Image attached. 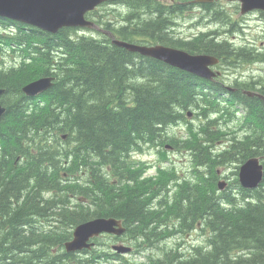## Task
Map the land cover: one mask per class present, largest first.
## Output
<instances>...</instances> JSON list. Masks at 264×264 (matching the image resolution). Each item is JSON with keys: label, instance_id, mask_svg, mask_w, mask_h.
I'll return each instance as SVG.
<instances>
[{"label": "trees", "instance_id": "16d2710c", "mask_svg": "<svg viewBox=\"0 0 264 264\" xmlns=\"http://www.w3.org/2000/svg\"><path fill=\"white\" fill-rule=\"evenodd\" d=\"M112 2L128 6L132 16L137 18L136 32L129 28H115L110 21L102 22L108 30L116 33V37L129 41H140L139 37L151 32V28L156 29L159 22L165 20L166 10L171 13L179 11L177 4L167 7L159 0ZM131 3L137 7L130 8ZM211 5L202 4L208 12H215L216 17L222 15ZM74 31V28H61L56 33H48L22 21L0 18V87L5 88L0 102L7 110L0 120V264H95L99 262L101 250L81 258L64 252L62 246L70 238L73 226L97 216L123 217L130 223L128 231L136 240L143 237L154 242L161 234L158 222L151 225L160 216L155 214L148 220L146 208L140 201L130 205L118 199L112 190L95 192L91 186H84V180L70 176V169L90 165L96 170L104 163L118 165L121 156L128 151L142 150L140 140L153 142L161 137L163 129L182 120L185 122L181 110L195 106L200 99H195L192 92L190 95L177 94L172 83L195 91L196 79L183 71L168 69L173 67L165 69L155 62L150 63L148 57L125 48L108 47L109 38L94 39L77 35ZM186 47L190 50L196 48L190 43ZM62 48L64 52L61 55L59 50ZM132 54H136V60L145 57L146 61L127 65ZM5 56L14 63L4 67ZM87 61L89 67L85 66ZM147 72L162 74L166 78L154 82L142 80L143 76H148ZM121 74L126 78L132 76L134 80L121 76V83L114 81L111 95L100 98L102 104L92 105L96 101H93L91 93H84V87H94L91 85L94 82L97 86L94 88H99L105 75L117 79ZM46 75H54L56 81L42 93V105L25 100L22 86ZM127 81L130 84H126ZM74 89L78 96L72 92ZM120 91L122 93L116 97ZM10 92L14 96H10ZM83 94L86 101H83ZM115 100L123 104L120 114L108 109ZM204 101L210 105V110L213 109L212 100ZM246 101L253 114L264 123V105L260 107L256 102ZM77 106H81V110L86 107V113H80ZM118 117H121V123L116 120ZM116 122L118 126L114 125ZM210 123L212 121L208 120L207 125ZM137 128L142 129L134 133ZM114 131L118 134L112 133ZM62 134L67 136L63 138ZM108 134L112 138H104ZM208 138L212 139V136ZM255 146L241 142L228 145L221 154L203 153L199 162L205 172L195 181L180 186V194L187 207L180 205L182 197L178 196L169 214L177 217L185 230H190L195 221L202 219L204 224L200 229L201 232L208 231V238L203 244L192 246L186 256L170 250L157 259L147 257L139 264H264V188H261L264 180L258 188L243 189L239 188L235 178L234 188L241 190L238 203L230 188L221 193L216 186L217 166L264 155V143ZM203 149L206 150L205 143ZM160 174H164L166 179L169 176L166 171H160ZM22 189L25 191L21 192ZM87 192L94 193L93 207L72 198L85 196ZM122 212L126 214L120 215ZM136 221L139 224L135 225ZM103 257L107 261L116 258ZM171 260L175 262L171 263ZM125 261L124 264H133Z\"/></svg>", "mask_w": 264, "mask_h": 264}, {"label": "flooded vegetation", "instance_id": "af4514ba", "mask_svg": "<svg viewBox=\"0 0 264 264\" xmlns=\"http://www.w3.org/2000/svg\"><path fill=\"white\" fill-rule=\"evenodd\" d=\"M184 3V4H182ZM178 2V4H180L181 6H183V9L186 11H182L177 15V14H170L169 12H167V14H165V20H161L159 22L158 26H162L164 25V29L162 30L163 36H160L156 33L157 30L154 28H151V32H148L147 34H145L142 37V40H146L148 43V45H166L167 47H172V48H176V49H181V50H190L189 48L186 47V44L190 43L193 46H195V49H192L191 51H199V52H195V53H199V54H210V55H217L216 57L219 58L218 62H216L214 65H212V70L213 72L216 74V76L214 78H216L215 80L211 82H208V84L210 85H218L219 88L221 89L220 94H227L229 99H233L234 96L238 95L236 93L239 94H248V92H252V93H256L259 95V97H257L256 95L254 97V100H262L260 97L264 96V59H262V57H259L260 55H258L259 58H257V51L261 50V48H264V45L262 43L260 44H256V40L253 37V35L250 33L251 30H255L254 28H252L250 26V20H249V15L244 16V17H240L239 20H235L233 23H230L228 21V19L223 16L221 17H214V18H209L210 17V13L207 11V8L205 9L204 6H198V7H189L190 5L185 3V2ZM187 4V5H186ZM109 6H112L111 4H108ZM214 5V6H213ZM212 7H215L217 5L212 4ZM189 7V9H187ZM228 6H226L224 8V4L223 6H221V8H223V10L225 12H227L228 14L231 15L232 18H234L233 14L230 13V11L227 9ZM117 10H119V12H123V10H125V8L122 5H117L116 6ZM123 8V9H122ZM203 8V9H202ZM201 9V10H200ZM191 10V11H190ZM100 11H105V5H101L98 6L96 11H93L92 13H94V15H97L98 12ZM206 11V12H205ZM106 12V11H105ZM184 13V14H183ZM204 13V14H203ZM258 12L253 13L256 14ZM195 14V15H194ZM203 14V15H202ZM206 14V15H205ZM177 15V16H176ZM207 17H205V16ZM191 18H190V17ZM198 16V17H197ZM167 17V18H166ZM179 17V18H178ZM185 17V18H183ZM196 17V18H195ZM205 18V19H204ZM208 18V19H207ZM223 18H225L224 20H222ZM120 19V20H119ZM118 20H116L117 25L120 28H129L131 30H135L136 28V20H131V22L126 21L124 18H119ZM122 19V20H121ZM175 19V20H174ZM186 19V20H184ZM212 19H221L220 21L222 22V24L220 22L217 21H212ZM227 19V20H226ZM178 22H175L177 21ZM121 21V22H120ZM125 23H124V22ZM134 21V22H133ZM166 21V22H165ZM169 23V29L166 28L167 24ZM175 24H174V23ZM213 22V23H212ZM217 22V23H216ZM225 22V23H223ZM178 23V24H177ZM215 23V24H214ZM131 24V25H130ZM219 24V25H217ZM227 24V25H226ZM229 24V25H228ZM133 25V26H132ZM261 23H258V25L255 27L257 28V30L260 28ZM221 26V27H220ZM236 26H239V31L237 35H234V39H231L230 36L232 34H228L232 29H234ZM210 27V28H209ZM224 27V28H223ZM209 28V29H208ZM217 28V30L215 29ZM220 28V29H219ZM174 29V30H173ZM203 29V30H202ZM223 29V30H222ZM101 30L103 31H107L105 30L103 27L101 28ZM208 30V31H207ZM216 30V31H215ZM228 30V31H227ZM136 31V30H135ZM220 31V32H219ZM224 31V32H223ZM156 32V33H155ZM205 32V33H204ZM214 34H213V33ZM132 33V32H131ZM210 35H209V34ZM225 33V34H224ZM155 34V35H154ZM216 34H218L219 36H217ZM227 34V35H226ZM205 35V36H204ZM209 35V36H208ZM215 36V37H214ZM156 37V38H154ZM212 39H211V38ZM227 40V42H225V39ZM228 38V39H227ZM139 39L141 40V38L139 37ZM153 39V40H152ZM165 39V40H164ZM216 39V40H215ZM223 39V40H222ZM168 40V41H167ZM209 40V41H208ZM220 40V41H219ZM222 40V41H221ZM152 41V42H151ZM154 41H156L154 43ZM160 41V44H159ZM205 41V42H204ZM235 41V43H234ZM167 42V44H165ZM177 44H176V43ZM184 42V43H183ZM205 44H203V43ZM208 44H207V43ZM224 42V43H223ZM247 42H249L247 44ZM164 43V44H163ZM169 43V44H168ZM210 43V44H209ZM226 43V44H225ZM202 45V46H201ZM204 45V46H203ZM224 45V46H223ZM238 45V46H237ZM182 46V47H181ZM206 46V47H205ZM209 46V47H208ZM238 48H237V47ZM204 47V49H203ZM216 47V48H215ZM218 47V48H217ZM203 49V50H202ZM211 51H210V50ZM213 49V50H212ZM224 51H223V50ZM246 49V50H245ZM220 50V51H219ZM248 50V51H247ZM204 51V52H203ZM207 51V52H206ZM218 51V52H217ZM229 51V52H228ZM245 51V52H244ZM250 54H249V53ZM244 53V54H243ZM221 54H224L221 55ZM232 54V55H231ZM238 54V55H237ZM213 55V56H215ZM241 55H245L244 57L247 56L246 60H241L240 62V58ZM223 56V57H222ZM230 56V57H229ZM249 56V57H248ZM256 56V57H255ZM227 57V58H226ZM229 57V58H228ZM233 57V58H231ZM150 60V63L155 62L157 65H161L163 68L167 69L168 67H173L170 66L169 64L158 60L156 58H150L148 57ZM235 58V59H234ZM237 58V59H236ZM255 58V59H254ZM253 59V60H252ZM223 60V61H222ZM235 60V61H234ZM142 61H146L145 57L142 58ZM253 61V62H252ZM139 61L136 60V54H134L131 57V64H135L138 63ZM226 62V63H225ZM228 62V63H227ZM260 62V63H259ZM165 63V64H164ZM220 63V64H219ZM225 64V65H224ZM214 68V69H213ZM168 69H173L175 71H181L178 68H168ZM223 71V72H222ZM160 71H152V73H157ZM184 72V71H183ZM186 72V71H185ZM220 72V73H219ZM228 72V73H227ZM189 73V72H186ZM219 75H218V74ZM220 74H223L220 76ZM227 75V76H226ZM219 77V78H218ZM229 77V79L227 80V78ZM260 77V78H259ZM222 78V79H221ZM121 76L118 77L116 80L117 82L121 83ZM142 80H147V81H161L163 80L162 77L160 76H156V75H150V76H143L141 78ZM224 79V80H223ZM254 79V80H252ZM229 81V82H228ZM218 82V83H217ZM226 84H225V83ZM217 83V84H216ZM229 84V85H228ZM248 84V85H247ZM258 84V85H256ZM225 85V86H224ZM239 85V86H238ZM261 85V86H260ZM233 86V87H232ZM238 86V87H237ZM241 86V87H240ZM243 86V87H242ZM247 88H246V87ZM253 88H251V87ZM222 87V88H221ZM224 87H225V91H224ZM235 87V88H234ZM217 88V87H216ZM260 88L262 89V91L260 90ZM218 89V88H217ZM231 93H229V92ZM234 91V92H233ZM122 92H119L117 95H115L116 97L119 96ZM204 94V92H199L200 98H202V95ZM235 94V95H234ZM111 95V94H110ZM233 96V97H232ZM130 100L131 102H133V96H130ZM127 101V100H126ZM228 103L227 105H231L232 108L234 109V107L236 108V106L226 100ZM264 101V99L262 100ZM262 102L260 101V107H262ZM110 109L114 110L115 113L120 114L121 113V109H122V104L121 102H116V106L115 107H109ZM244 109L249 113L250 115V129L253 130H257L260 131L262 134L264 133V126L262 125V123L260 121H256V119H252L251 118V113L249 110V107H247L246 105H244ZM241 111V110H240ZM194 116V115H193ZM255 117V116H254ZM218 125V124H217ZM262 125V126H261ZM253 127V128H252ZM263 127V128H262ZM255 128V129H254ZM201 130V128H199ZM198 129V130H199ZM215 131H218L219 128L218 127H214ZM263 129V130H262ZM199 130V137H201V131ZM220 131V130H219ZM231 129H228L226 132H223L221 135L223 138L220 140H217V146H220L222 143L224 144L225 142H227L230 138H227L228 136L232 135L233 132L231 133ZM229 132V133H228ZM226 137V138H225ZM165 149H167V153L168 155L172 152V156L174 158L177 157L176 152L178 151V145L176 142H168L165 146ZM195 149V150H194ZM202 139L199 138L197 140L194 141V143H191V149H186L184 153H186V166L191 162V161H195L196 158L202 157ZM196 165L201 164L200 162H195ZM126 170V171H125ZM218 173H220V170L218 171ZM119 175L121 180L123 178H128L129 177V171H128V164L123 162L120 165L119 168ZM120 180V181H121ZM128 186V181L125 182H120L118 184V193L117 196H119L121 194V189L122 188H126ZM139 196H144V194L142 193H134V194H130L128 192H124L121 195L122 200H124L125 202H128L130 205L136 203L137 201H140ZM129 205V206H130Z\"/></svg>", "mask_w": 264, "mask_h": 264}, {"label": "water", "instance_id": "95a60500", "mask_svg": "<svg viewBox=\"0 0 264 264\" xmlns=\"http://www.w3.org/2000/svg\"><path fill=\"white\" fill-rule=\"evenodd\" d=\"M106 0H0V15L11 17L15 20L27 22L45 31L56 32L61 27H91L93 21L86 17V13ZM212 1V0H197ZM234 1V0H229ZM241 3V13L263 9L264 0H236ZM113 42L122 46L129 52H138L142 55L154 57L170 63L182 70L198 74V65L208 63L209 57L191 56L184 52L175 51L164 46H146L127 43L119 40ZM52 77H42L23 87L28 95H35L50 85ZM4 92L0 89V95ZM5 108L0 105V117ZM257 157L248 158L239 169V181L243 186L254 187L262 179V165L258 164ZM116 220L113 218H97L76 226L74 238L66 243V249L73 251L82 247H89L87 239L101 231H111Z\"/></svg>", "mask_w": 264, "mask_h": 264}, {"label": "rangeland", "instance_id": "374dc122", "mask_svg": "<svg viewBox=\"0 0 264 264\" xmlns=\"http://www.w3.org/2000/svg\"><path fill=\"white\" fill-rule=\"evenodd\" d=\"M226 3V2H225ZM227 4V3H226ZM141 5V4H140ZM140 5H138V6H140ZM227 6V5H226ZM129 7L130 8H133V7H137L135 4H133V3H131V4H129ZM231 8H233L231 5H228V7H227V9L228 10H231ZM133 19L134 20H137V18L136 17H133ZM228 19V21L230 22V23H233L234 22V18H232V17H229V18H227ZM252 24V23H251ZM253 24L255 25V27H256V25H258L256 22H253ZM168 26V25H167ZM161 27V28H160ZM165 27L162 25V26H158L157 28H156V30H157V34L158 35H160V36H163V33H162V30L164 29ZM238 31H239V26H236L235 28H234V30H233V33H232V35L230 36V38L231 39H234V35H237L238 34ZM48 33H56V32H49V31H47ZM156 33V32H155ZM95 56V55H94ZM94 60H96V59H94ZM103 61H105V59H103ZM88 62V63H87ZM86 63H85V66H87V67H89L90 66V64H89V61H87ZM99 62V61H98ZM101 63V62H100ZM98 64V63H97ZM112 65H108V67H111ZM148 73V72H147ZM149 75H156V76H160V77H165L166 78V76L165 75H162V74H149L148 73V76ZM120 76H123L125 79H131L132 81L134 80L133 79V77L131 76L130 78H126V75H118V77H120ZM117 77V78H118ZM101 79V78H100ZM103 82L101 83V81H100V86H99V88H94V87H97L96 86V84L93 82L91 85H94V87H90V88H87V87H84V89H85V92L84 93H87V92H89V93H91V95L93 96V101H94V99H95V103H93L92 105H94V104H97L98 103V105L99 104H102V102L101 101H99L100 100V98H102V97H104V98H107V97H109L110 96V93H111V91H113V89H114V81L116 80L113 76H109V75H105L104 77H103ZM105 81V82H104ZM126 84H130L129 83V81H127L126 82ZM117 89H118V87L117 86H115ZM186 87V86H185ZM182 88L181 87V85L180 84H175L174 82L172 83V88L174 89V91H176V93L178 94H187V95H190L191 94V92H192V90H190V89H186V88ZM202 87L203 86H197V90H200V91H202V90H204V89H202ZM87 89H88V91H87ZM96 89H98V90H96ZM158 91V90H157ZM72 92L76 95V96H78L79 94H78V91L77 90H72ZM120 92H122V91H120ZM161 92V91H160ZM10 94V96H14V93L13 92H10L9 93ZM100 95H103V96H100ZM83 101H86L87 99V97L83 94ZM70 101V100H69ZM71 103H72V98H71ZM89 104V102L87 103V105ZM86 104H85V106H87ZM71 107H72V105H71ZM88 107V106H87ZM76 109H74V111H75ZM77 110H81V106H77ZM80 113L82 112V113H86V107L85 108H83L81 111H79ZM156 115V114H155ZM13 120H16V118H14ZM118 122H120L121 123V117H118L117 119H116ZM15 122V121H14ZM262 124H263V122H262ZM115 126H118V123L116 122L115 124H114ZM123 126V125H122ZM144 126V125H143ZM140 129H142V128H137L136 130H135V132L134 133H136L137 131H140ZM130 131V129L128 130V132ZM111 133V132H110ZM112 133H114L115 135H117L118 134V131H114V132H112ZM112 138V136H110V134H108V136L107 135H105L104 136V138ZM156 157H157V154H155V153H153V152H151L150 150H146V152L142 155V158L144 159V160H146V161H154L155 159H156ZM161 164H164V165H169L170 163H168V162H161ZM149 172H152V173H154V172H156V169L155 168H152ZM146 184H149V182L148 181H144ZM153 185V184H152ZM25 191V189H22L21 190V192H24ZM180 203V205L182 206V207H187V203H186V200H183V201H180L179 202ZM189 238V241H188V244L189 243H192V242H194V240L197 238L196 237V235H194V236H192V237H188ZM175 262V260H171V263H174ZM99 264H108V263H106V262H103V263H99Z\"/></svg>", "mask_w": 264, "mask_h": 264}, {"label": "bare ground", "instance_id": "6f19581e", "mask_svg": "<svg viewBox=\"0 0 264 264\" xmlns=\"http://www.w3.org/2000/svg\"><path fill=\"white\" fill-rule=\"evenodd\" d=\"M182 3V2H181ZM182 4H184V3H182ZM214 4V3H213ZM187 5V4H186ZM173 6V5H172ZM178 6V5H177ZM214 6V5H213ZM212 8V7H211ZM216 8V7H215ZM225 8V7H224ZM123 9V8H122ZM164 9V8H163ZM189 9V8H188ZM203 9V8H202ZM205 9H206V6H205ZM162 10V9H161ZM165 10V9H164ZM201 10V9H200ZM208 10H209V8H208ZM183 11H185L184 9H183ZM191 11V10H190ZM172 12V11H171ZM186 12V11H185ZM206 12V11H205ZM163 13V12H162ZM210 13V18H216V16H215V12H209ZM167 14V13H166ZM184 14V13H183ZM204 14V13H203ZM202 14V15H203ZM174 15V14H173ZM178 15V14H177ZM176 15V16H177ZM195 15V14H194ZM206 15V14H205ZM204 15V16H205ZM155 16V15H154ZM208 16V15H207ZM207 16H205V17H207ZM190 17V16H189ZM198 17V16H197ZM167 18V17H166ZM179 18V17H178ZM183 18H185V17H183ZM191 18V17H190ZM196 18V17H195ZM205 19V18H204ZM208 19V18H207ZM225 18H223L222 20H224ZM120 20V19H119ZM122 20V19H121ZM175 20V19H174ZM184 20H186V19H184ZM219 20H221V19H219ZM227 20V19H226ZM121 22V21H120ZM124 22V21H123ZM134 22V21H133ZM166 22V21H165ZM175 22H178V20L177 21H175ZM20 23V22H19ZM125 23V22H124ZM174 23V22H173ZM179 23V22H178ZM177 23V24H178ZM213 23V22H212ZM217 23V22H216ZM221 23V22H220ZM223 23H225V22H223ZM167 25L169 24L168 22L166 23ZM175 24V23H174ZM215 24V23H214ZM222 24V23H221ZM105 25V24H104ZM131 25V24H130ZM165 25V24H164ZM217 25H219V24H217ZM227 25V24H226ZM229 25V24H228ZM133 26V25H132ZM221 27V26H220ZM136 28V27H135ZM161 28V27H160ZM166 28H170L169 27V25L168 26H166ZM210 28V27H209ZM208 28V29H209ZM224 28V27H223ZM59 29V28H58ZM216 30H217V28H215ZM220 29V28H219ZM124 30V29H123ZM126 30V29H125ZM136 30V29H135ZM134 30V31H135ZM174 30V29H173ZM203 30V29H202ZM215 30V31H216ZM223 30V29H222ZM128 31V30H127ZM208 31V30H207ZM228 31V30H227ZM75 32V31H74ZM136 32V31H135ZM220 32V31H219ZM224 32V31H223ZM134 33V32H133ZM205 33V32H204ZM213 33V32H212ZM157 34V33H156ZM209 34V33H208ZM214 34V33H213ZM225 34V33H224ZM155 35V34H154ZM210 35V34H209ZM208 35V36H209ZM217 36H219L218 34H216ZM227 35V34H226ZM205 36V35H204ZM86 37V36H85ZM120 37V36H119ZM215 37V36H214ZM105 38V37H104ZM154 38H156V37H154ZM211 38V37H210ZM80 39V38H79ZM102 39V38H101ZM108 39V38H107ZM157 39V38H156ZM212 39V38H211ZM228 39V38H227ZM104 40V39H103ZM106 40V39H105ZM109 40V39H108ZM153 40V39H152ZM165 40V39H164ZM216 40V39H215ZM223 40V39H222ZM221 40V41H222ZM23 41V40H22ZM168 41V40H167ZM209 41V40H208ZM220 41V40H219ZM152 42V41H151ZM156 41H154V43H155ZM205 42V41H204ZM176 43V42H175ZM184 43V42H183ZM201 43H203V42H201ZM207 43V42H206ZM224 43V42H223ZM234 43H235V41H234ZM249 42H247V44H248ZM159 44H160V41H159ZM164 44V43H163ZM165 44H167V42L165 43ZM169 44V43H168ZM177 44V43H176ZM203 44H205V43H203ZM208 44V43H207ZM210 44V43H209ZM226 44V43H225ZM236 44V43H235ZM166 46V45H165ZM169 46H170V44H169ZM168 46V47H169ZM202 46V45H201ZM204 46V45H203ZM224 46V45H223ZM238 46V45H237ZM236 46V47H237ZM182 47V46H181ZM206 47V46H205ZM209 47V46H208ZM216 48V47H215ZM218 48V47H217ZM238 48V47H237ZM203 49H204V47H203ZM202 49V50H203ZM210 50V49H209ZM213 50V49H212ZM223 50V49H222ZM246 50V49H245ZM211 51V50H210ZM220 51V50H219ZM224 51V50H223ZM248 51V50H247ZM59 52H60V54L62 55V53L64 52V50H63V48L61 49V50H59ZM204 52V51H203ZM207 52V51H206ZM218 52V51H217ZM229 52V51H228ZM245 52V51H244ZM213 53V52H212ZM249 53V52H248ZM208 54V53H207ZM211 54V53H210ZM244 54V53H243ZM250 54V53H249ZM221 55H223L224 56V54H221ZM232 55V54H231ZM238 55V54H237ZM222 56V57H223ZM245 56V55H244ZM230 57V56H229ZM228 57V58H229ZM249 57V56H248ZM256 57V56H255ZM260 57V56H259ZM151 58V57H150ZM227 58V57H226ZM231 58H233V57H231ZM219 59V58H218ZM235 59V58H234ZM237 59V58H236ZM255 59V58H254ZM263 59V58H262ZM253 60V59H252ZM223 61V60H222ZM235 61V60H234ZM253 62V61H252ZM226 63V62H225ZM228 63V62H227ZM260 63V62H259ZM165 64V63H164ZM220 64V63H219ZM225 65V64H224ZM175 68V67H174ZM214 69V68H213ZM223 72V71H222ZM220 73V72H219ZM228 73V72H227ZM218 74V73H217ZM219 75V74H218ZM221 75H223V74H220V76ZM227 76V75H226ZM221 77H223V76H221ZM219 78V77H218ZM227 78V77H226ZM260 78V77H259ZM222 79V78H221ZM229 79V77L227 78V80ZM224 80V79H223ZM252 80H254V79H252ZM56 81V80H55ZM229 82V81H228ZM194 83H196V85L195 86H193V90H195V91H197V86H203L202 87V89H205V88H207V90H206V95H208V96H211V97H214V96H216V95H218V94H220V90L219 89H217V88H214V87H211V86H207L204 82H202V81H199V80H195V82ZM212 83V82H211ZM210 83V84H211ZM218 83V82H217ZM216 83V84H217ZM225 83V82H224ZM226 84V83H225ZM229 85V84H228ZM248 85V84H247ZM256 85H258V84H256ZM216 86V85H215ZM225 86V85H224ZM239 86V85H238ZM237 86V87H238ZM261 86V85H260ZM233 87V86H232ZM241 87V86H240ZM243 87V86H242ZM246 87V86H245ZM251 87V86H250ZM222 88V87H221ZM235 88V87H234ZM247 88V87H246ZM251 88H253V87H251ZM254 89V88H253ZM263 89V88H262ZM262 89L260 88V90L262 91ZM224 91H225V87H224ZM229 92V91H228ZM234 92V91H233ZM240 92V91H239ZM239 92L238 93H236V94H239ZM205 93V92H204ZM230 93V92H229ZM231 94V93H230ZM42 95L43 94H38V95H28V96H25L24 97V99L26 100V99H29V100H31V101H36L37 103H41V105H42V103L44 102V100L42 99ZM235 95V94H234ZM242 95H244V94H242ZM228 96V95H227ZM255 96V95H254ZM254 96H252V97H254ZM229 97V96H228ZM233 97V96H232ZM258 97V96H257ZM264 97V96H263ZM190 100H192V99H190ZM196 101V100H195ZM209 101V100H208ZM244 101V105H246L247 107H249V103H247V101L246 100H243ZM192 102V101H191ZM210 102V101H209ZM193 103V102H192ZM192 103H190V106H191V104ZM207 103V102H206ZM189 104V103H188ZM187 104V105H188ZM210 104V103H209ZM213 105V104H212ZM179 106V105H178ZM189 106V105H188ZM174 107V106H173ZM210 107V106H209ZM172 110L174 109V108H171ZM177 109V108H176ZM185 109V108H184ZM249 110H250V113H251V118L254 120V119H256V121H260V120H258V117H256L255 116V114H253V112H252V110L250 109V107H249ZM174 111V110H173ZM57 112H59V111H57ZM38 113V112H37ZM179 113V112H178ZM34 114V113H33ZM51 114V113H50ZM182 114V113H181ZM56 115V114H55ZM62 115V114H61ZM176 115V114H175ZM63 116V115H62ZM255 116V117H254ZM173 117V116H172ZM178 117V116H177ZM52 118V117H51ZM179 118V117H178ZM248 116H245L244 118H243V122H247V123H250V120H248ZM51 120V119H50ZM180 120V119H179ZM178 120V121H179ZM48 121V120H47ZM58 121V120H57ZM177 121V120H176ZM183 121V120H182ZM212 121V120H211ZM48 122H50V121H48ZM53 122H55V121H53ZM261 122V121H260ZM173 123V122H172ZM209 123V122H208ZM262 123V122H261ZM54 124V123H53ZM174 124V123H173ZM264 124V123H263ZM262 124V125H263ZM170 125V124H169ZM219 125V124H218ZM261 125V126H262ZM166 126V125H165ZM31 128V127H30ZM35 128V127H34ZM253 128V127H252ZM263 128V127H262ZM255 129V128H254ZM31 130V129H30ZM200 130V129H199ZM263 130V129H262ZM39 131V130H38ZM29 132V131H28ZM229 133V132H228ZM231 133H232V131H231ZM221 134V133H220ZM27 135V134H26ZM32 135H34V134H32ZM37 135V134H36ZM221 135H223V134H221ZM30 137H31V135H30ZM29 137V138H30ZM208 137H209V135H208ZM211 138V137H210ZM226 138V137H225ZM73 140V139H72ZM221 140V139H220ZM33 141V140H32ZM47 143V142H46ZM40 144V143H39ZM72 144V143H71ZM223 144V143H222ZM259 144V143H258ZM70 145V144H69ZM23 146V145H22ZM29 146V145H28ZM39 146V145H38ZM252 146V145H251ZM255 146V145H254ZM256 147V146H255ZM258 148V147H257ZM25 149V148H24ZM42 149V148H41ZM44 149V148H43ZM47 150V149H46ZM73 150V149H72ZM130 150V149H129ZM195 150V149H194ZM263 150H264V148H263ZM42 151V150H41ZM48 151V150H47ZM63 151V150H62ZM31 152V151H30ZM39 152V151H38ZM37 152V153H38ZM51 152V151H50ZM52 152H54V151H52ZM64 152V151H63ZM264 152V151H263ZM31 153H33V152H31ZM40 153V152H39ZM262 153V152H261ZM263 154V153H262ZM44 155H45V152H44ZM52 155V154H51ZM252 155V154H251ZM21 156V155H20ZM257 156V155H256ZM51 157V156H50ZM61 157V156H60ZM18 158V157H17ZM65 158V157H64ZM69 158V157H68ZM51 159V158H50ZM53 159H55V158H53ZM23 160H25V159H23ZM65 160V159H64ZM62 161V160H61ZM48 162V161H47ZM51 162V161H50ZM49 162V163H50ZM54 163V162H53ZM53 163H52V165H53ZM67 163V162H66ZM82 165V164H81ZM99 165V164H98ZM101 165V164H100ZM83 166V165H82ZM90 166V165H89ZM94 166V165H93ZM57 167V166H56ZM67 170V169H66ZM126 171V170H125ZM61 173H62V171H61ZM62 177V176H61ZM66 177V176H65ZM70 177V176H69ZM63 178V177H62ZM70 179V178H69ZM64 180V179H63ZM71 180H73V179H71ZM185 184V183H184ZM184 187V186H183ZM238 188V187H237ZM240 188V187H239ZM238 188V189H239ZM216 189V188H215ZM245 191V190H244ZM210 192V191H209ZM221 193H222V191H221ZM102 194V193H101ZM105 195V194H104ZM222 195V194H221ZM71 198V197H70ZM237 198V197H236ZM102 199V198H101ZM106 199V198H105ZM80 201V200H79ZM84 204V203H83ZM86 205V204H85ZM107 207V206H106ZM105 207V208H106ZM95 210H97V209H95ZM102 210V209H101ZM133 234V233H132ZM138 234V233H137ZM134 235V234H133ZM136 235V234H135ZM139 235V234H138ZM70 236V235H69ZM137 236V235H136ZM150 236V235H149ZM152 237V236H151ZM135 238V237H134ZM151 239V238H150ZM148 240V239H147ZM149 242L151 241V240H148ZM63 245V244H62ZM62 247H64V246H62ZM58 248H59V246H58ZM60 250V249H59ZM99 250V249H98ZM63 251V250H62ZM65 252V251H64ZM69 254V253H68ZM67 254V255H68ZM97 254V253H96ZM70 255H71V253H70ZM63 256V255H62ZM64 257V256H63ZM98 257V256H97ZM109 257V256H108ZM65 258H67V257H65ZM76 258V257H75ZM92 258H93V256H92ZM81 259V258H80ZM63 260H64V258H63ZM74 260H76V259H74ZM87 259H85V261H86ZM65 261V260H64ZM63 261V262H64ZM89 261V260H88ZM72 262V261H71ZM82 262V261H81ZM80 262V263H81ZM92 262V261H91ZM125 262H127V261H125ZM65 263V262H64ZM74 263V262H73ZM89 263V262H88ZM68 264H70L69 262H68ZM79 264V263H78ZM128 264V263H127ZM139 264V263H138Z\"/></svg>", "mask_w": 264, "mask_h": 264}]
</instances>
